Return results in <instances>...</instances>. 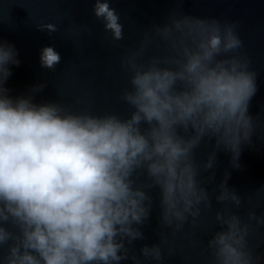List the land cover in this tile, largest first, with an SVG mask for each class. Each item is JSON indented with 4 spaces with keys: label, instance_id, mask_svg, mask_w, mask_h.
Here are the masks:
<instances>
[{
    "label": "clouds",
    "instance_id": "clouds-1",
    "mask_svg": "<svg viewBox=\"0 0 264 264\" xmlns=\"http://www.w3.org/2000/svg\"><path fill=\"white\" fill-rule=\"evenodd\" d=\"M112 2L92 0V12L119 41L124 26ZM236 27L174 9L162 25L145 31L122 60L130 73V88L121 94L132 108L127 118L74 112L61 101L35 103L44 83L11 97L4 85L10 66L20 64L19 53L0 39V264H139L130 251L144 239L140 226L150 216L152 189L159 190L162 228L175 235L186 223L196 227L201 206L212 207L201 172L215 167L220 150L230 152L238 168L242 145L251 144L254 133L249 105L257 74L241 52ZM36 28L58 31L52 23ZM159 42L166 54L145 62L148 47ZM60 62L53 47L41 49V67L55 71ZM210 142L198 165L196 149ZM227 177L215 196L225 206L215 213L219 230L207 242L211 264H257L249 237L252 222L264 225V216L249 211L243 221L230 210L227 202L239 208L242 201ZM139 252L146 260L164 259L161 244Z\"/></svg>",
    "mask_w": 264,
    "mask_h": 264
},
{
    "label": "water",
    "instance_id": "water-1",
    "mask_svg": "<svg viewBox=\"0 0 264 264\" xmlns=\"http://www.w3.org/2000/svg\"><path fill=\"white\" fill-rule=\"evenodd\" d=\"M120 14L124 26L123 39L112 41L101 21L93 15L92 0H0V39L13 44L19 53V66H10L12 75L4 87L13 98L31 94V89L44 83L46 86L34 94L35 103L61 101L74 112L90 111L92 114L115 113L127 118L132 108L122 101V92L130 88V73L122 60L136 50L143 33L154 25H162L174 9L200 19L215 18L236 24L243 42L241 52L251 60V70L257 74V92L249 105V115L254 119L251 144L242 145L239 167L231 164V153L217 152L215 167L201 172L202 180L212 199L211 209L201 206L196 227L186 223L183 230L172 234L160 223L159 190L152 189L153 205L149 219L140 226L144 239L131 246L139 264H211L207 242L219 230L215 213L224 210L215 196L218 185L228 173L227 187L240 196L239 208L232 212L247 221V213L255 211L264 216V0H114L110 4ZM56 24L58 31L49 35L37 30V25ZM53 47L61 55L55 71L41 67V49ZM166 54L163 42L148 47L142 59ZM213 143L201 144L195 151V160L201 165ZM214 175L208 183L207 177ZM146 177L141 176L143 182ZM191 220V218H189ZM249 244L264 264V225L255 226ZM166 237L161 243L160 232ZM161 244L164 259L157 262L145 259L139 249L145 245ZM121 264H133L132 260Z\"/></svg>",
    "mask_w": 264,
    "mask_h": 264
}]
</instances>
